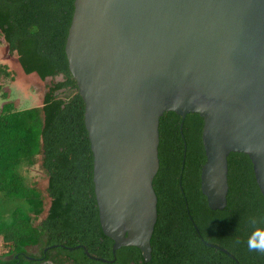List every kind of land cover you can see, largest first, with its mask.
I'll use <instances>...</instances> for the list:
<instances>
[{"label": "water", "instance_id": "water-1", "mask_svg": "<svg viewBox=\"0 0 264 264\" xmlns=\"http://www.w3.org/2000/svg\"><path fill=\"white\" fill-rule=\"evenodd\" d=\"M63 51L112 253L133 246L150 259L163 112L202 120L199 189L209 209L225 206L230 152L248 157L264 202V0H73Z\"/></svg>", "mask_w": 264, "mask_h": 264}, {"label": "trees", "instance_id": "trees-1", "mask_svg": "<svg viewBox=\"0 0 264 264\" xmlns=\"http://www.w3.org/2000/svg\"><path fill=\"white\" fill-rule=\"evenodd\" d=\"M72 1L0 0V36L20 71L40 81L60 76L45 86L40 106L23 109L13 106L0 83V264H264V253L247 247L251 232L264 228V202L248 157L227 155L226 203L209 209L199 189L200 125L193 134L187 127L188 116L200 117L187 113L180 119L172 111L163 112L157 124L150 259L144 262L133 246L111 252L92 191L83 102L63 51ZM0 75L11 76L2 63ZM167 117L174 120L165 125ZM37 162L46 178L45 194L21 173ZM29 246L38 252L28 253Z\"/></svg>", "mask_w": 264, "mask_h": 264}, {"label": "rangeland", "instance_id": "rangeland-1", "mask_svg": "<svg viewBox=\"0 0 264 264\" xmlns=\"http://www.w3.org/2000/svg\"><path fill=\"white\" fill-rule=\"evenodd\" d=\"M1 63L8 67L11 76L4 77L0 75V83L5 85V89L9 91V100L17 109L36 106L40 101L45 86L52 80L60 79V76L58 75L52 79L48 77L45 80L40 81L34 73L28 75L23 74L16 63L15 57H11L8 54L6 46L2 42L0 36V64ZM21 173L24 175L25 181L28 185L34 186L42 194H45L46 178L40 169L38 162L32 166L24 168ZM1 250L2 249H0V251ZM25 250L31 254H36L38 252L37 248L34 246L26 247Z\"/></svg>", "mask_w": 264, "mask_h": 264}, {"label": "clouds", "instance_id": "clouds-1", "mask_svg": "<svg viewBox=\"0 0 264 264\" xmlns=\"http://www.w3.org/2000/svg\"><path fill=\"white\" fill-rule=\"evenodd\" d=\"M250 223H257L255 218H251ZM247 247L249 251L264 253V228H255L248 237Z\"/></svg>", "mask_w": 264, "mask_h": 264}, {"label": "flooded vegetation", "instance_id": "flooded-vegetation-1", "mask_svg": "<svg viewBox=\"0 0 264 264\" xmlns=\"http://www.w3.org/2000/svg\"><path fill=\"white\" fill-rule=\"evenodd\" d=\"M176 116H179V115H177V114H175ZM186 116V115H185ZM184 116V117H185ZM180 117V116H179ZM167 119L168 120H165V121H163L164 123L163 124H165V125H167L168 123H170V122H173L172 120H174V117H167ZM181 119V118H180ZM200 125V132H201V125H202V120H201V118H200V120L199 119H197V118H195V117H193V116H188V118H187V127L190 129V133L191 134H193V133H195V132H192V131H194V130H196V127L197 126H199Z\"/></svg>", "mask_w": 264, "mask_h": 264}, {"label": "crops", "instance_id": "crops-1", "mask_svg": "<svg viewBox=\"0 0 264 264\" xmlns=\"http://www.w3.org/2000/svg\"><path fill=\"white\" fill-rule=\"evenodd\" d=\"M40 104H41V98H40V101L38 102V104L36 106H40Z\"/></svg>", "mask_w": 264, "mask_h": 264}]
</instances>
